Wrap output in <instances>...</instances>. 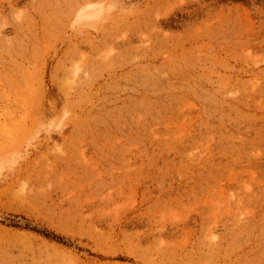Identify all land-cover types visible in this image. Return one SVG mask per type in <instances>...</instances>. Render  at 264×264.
Returning <instances> with one entry per match:
<instances>
[{
  "label": "rangeland",
  "instance_id": "1",
  "mask_svg": "<svg viewBox=\"0 0 264 264\" xmlns=\"http://www.w3.org/2000/svg\"><path fill=\"white\" fill-rule=\"evenodd\" d=\"M0 264H264V0H0Z\"/></svg>",
  "mask_w": 264,
  "mask_h": 264
}]
</instances>
